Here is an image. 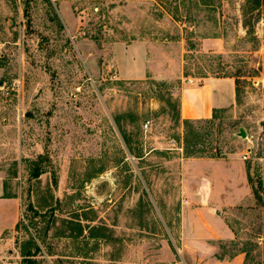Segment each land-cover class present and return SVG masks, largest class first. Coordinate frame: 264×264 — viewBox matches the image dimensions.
Returning <instances> with one entry per match:
<instances>
[{
  "label": "rangeland",
  "instance_id": "374dc122",
  "mask_svg": "<svg viewBox=\"0 0 264 264\" xmlns=\"http://www.w3.org/2000/svg\"><path fill=\"white\" fill-rule=\"evenodd\" d=\"M207 77L232 78L235 102L182 119L183 87ZM263 79L264 0H0L12 252H30L22 264H198L212 247L187 246L182 207L205 171L192 160L212 158L246 179L213 255L264 264Z\"/></svg>",
  "mask_w": 264,
  "mask_h": 264
},
{
  "label": "crops",
  "instance_id": "0c3cea01",
  "mask_svg": "<svg viewBox=\"0 0 264 264\" xmlns=\"http://www.w3.org/2000/svg\"><path fill=\"white\" fill-rule=\"evenodd\" d=\"M262 87L264 89V79ZM235 97L232 78L207 77L200 84L188 82L180 95L181 118H210L214 109L231 106L235 102ZM192 162L205 171L198 180L197 188L192 191L195 203L182 207V237L191 249L198 248L201 251L204 248V251H208L209 247H212L210 248L212 252L208 254L210 256L194 252L196 254L193 259L194 261L198 259V264H240L238 256L217 259L213 253L217 241L233 237L232 230L221 215L222 208L238 196L240 188L237 184L239 181L245 182L246 179L243 174L239 178V170L229 167L222 159L198 158ZM19 219V199L0 194V264H22L20 263L22 256L15 248L12 252L14 240L11 234ZM203 260L204 263H201Z\"/></svg>",
  "mask_w": 264,
  "mask_h": 264
},
{
  "label": "trees",
  "instance_id": "16d2710c",
  "mask_svg": "<svg viewBox=\"0 0 264 264\" xmlns=\"http://www.w3.org/2000/svg\"><path fill=\"white\" fill-rule=\"evenodd\" d=\"M249 2H252V4L254 5V6H256V5H258V3H259V0H248ZM185 122V124H187V123H189L190 121L189 120H184ZM22 256H23V259H30L29 257L31 256V254H30V252L28 251V252H25V253H23L22 254ZM24 263L25 264H32L31 263V261L30 260H24Z\"/></svg>",
  "mask_w": 264,
  "mask_h": 264
},
{
  "label": "water",
  "instance_id": "95a60500",
  "mask_svg": "<svg viewBox=\"0 0 264 264\" xmlns=\"http://www.w3.org/2000/svg\"><path fill=\"white\" fill-rule=\"evenodd\" d=\"M240 133L242 136H245L244 131L242 129H240Z\"/></svg>",
  "mask_w": 264,
  "mask_h": 264
}]
</instances>
